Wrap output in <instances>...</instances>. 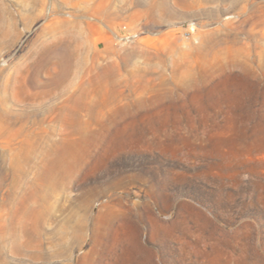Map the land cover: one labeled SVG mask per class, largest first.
I'll use <instances>...</instances> for the list:
<instances>
[{
	"label": "rangeland",
	"instance_id": "1",
	"mask_svg": "<svg viewBox=\"0 0 264 264\" xmlns=\"http://www.w3.org/2000/svg\"><path fill=\"white\" fill-rule=\"evenodd\" d=\"M159 1L0 0V264H264V0Z\"/></svg>",
	"mask_w": 264,
	"mask_h": 264
},
{
	"label": "bare ground",
	"instance_id": "2",
	"mask_svg": "<svg viewBox=\"0 0 264 264\" xmlns=\"http://www.w3.org/2000/svg\"><path fill=\"white\" fill-rule=\"evenodd\" d=\"M177 1V0H176ZM158 2V1H157ZM177 2H180V3H184L185 2V0H178ZM152 4H151V13H152V16H154V7L156 6V2H151ZM185 4V3H184ZM150 5V4H149ZM149 7V6H148ZM156 8V7H155ZM159 8H160V12L162 13V15L164 14V13H167V11H168V0H160L159 1ZM7 12H9V10L8 9H3V11L2 12H0V22L1 23H6L7 22V19L5 18V16H4V13L6 14ZM154 18V17H153ZM10 20V19H9ZM11 22V21H10ZM13 23L15 22V21H12ZM55 46V45H54ZM59 50V49H58ZM66 53H67V55L66 56H71V53H70V51H66ZM61 59V58H60ZM64 62H65V60H64ZM58 64V63H57ZM66 64V63H65ZM67 64L68 65H70L68 62H67ZM62 66L60 65V68H61ZM70 70V69H69ZM64 75V74H63ZM65 78H66V76H65ZM58 83V82H57ZM55 84V83H54ZM24 91V89L22 88V87H20L19 88V92H23Z\"/></svg>",
	"mask_w": 264,
	"mask_h": 264
}]
</instances>
